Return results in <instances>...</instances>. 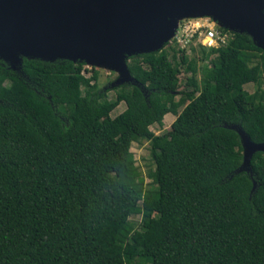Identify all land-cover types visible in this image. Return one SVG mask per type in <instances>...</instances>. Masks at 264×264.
<instances>
[{
    "label": "trees",
    "instance_id": "trees-1",
    "mask_svg": "<svg viewBox=\"0 0 264 264\" xmlns=\"http://www.w3.org/2000/svg\"><path fill=\"white\" fill-rule=\"evenodd\" d=\"M216 28L227 42L201 47L200 66L175 46L129 57L137 84L100 87L84 63L0 61V264H264V153L235 173L230 128L264 142V52ZM141 141L148 183L130 150Z\"/></svg>",
    "mask_w": 264,
    "mask_h": 264
},
{
    "label": "water",
    "instance_id": "water-1",
    "mask_svg": "<svg viewBox=\"0 0 264 264\" xmlns=\"http://www.w3.org/2000/svg\"><path fill=\"white\" fill-rule=\"evenodd\" d=\"M197 18L248 35L264 52V0H0V61L14 71L23 59L84 63L116 72L112 87L137 84L129 57L161 50L180 21ZM230 128L242 146L235 173L251 174L252 156L264 153V142H252L238 125Z\"/></svg>",
    "mask_w": 264,
    "mask_h": 264
},
{
    "label": "rangeland",
    "instance_id": "rangeland-1",
    "mask_svg": "<svg viewBox=\"0 0 264 264\" xmlns=\"http://www.w3.org/2000/svg\"><path fill=\"white\" fill-rule=\"evenodd\" d=\"M207 19H209V18H207ZM174 46L175 45L173 44V42L171 40L168 42V44L166 43L163 47L167 51V54H168V56H170V58L172 57V50L170 49V47H174ZM201 47L205 50L208 49L207 46H202L200 44L192 45L190 49H183L185 54L189 58H195L197 60L199 66L201 65V60L199 59V57L201 55V50H200ZM175 48L177 49L176 46H175ZM192 48H194L195 50L192 51ZM85 67L87 69L91 68L90 66H86V65H85ZM84 74L87 76L89 73L85 72ZM189 76H191V72H186V71L182 72L179 75V82H180V88L179 89L180 90L185 87L186 77H189ZM117 77H118V75L114 71H110L107 69H98V80L97 81H98V85L100 87H104L110 81L114 82L117 79ZM196 78L199 80V82L201 81V75H200L199 71H197ZM244 88H245V90H247L250 93L253 92V90H254V87L252 84L245 85ZM108 98H111V99L114 98V91L108 92ZM124 109H125V106L123 103H121L111 113V116L113 117V116L120 114ZM174 119H175L174 115L167 114L163 118L162 125L154 124L153 126L150 127V129L155 135L163 134L169 130L170 125L172 124ZM130 150L134 155L135 164L137 165L138 169L141 171V173L145 177V181L148 183L150 181V178L148 177L149 173L153 170V167H154L153 162H152L150 155H149V143L147 141L134 142V143H132ZM133 221L135 223H139L140 216L134 217Z\"/></svg>",
    "mask_w": 264,
    "mask_h": 264
},
{
    "label": "built area",
    "instance_id": "built-area-1",
    "mask_svg": "<svg viewBox=\"0 0 264 264\" xmlns=\"http://www.w3.org/2000/svg\"><path fill=\"white\" fill-rule=\"evenodd\" d=\"M210 19H185L179 22L172 42L179 49H190L200 44L208 48H217L227 42V35L217 30Z\"/></svg>",
    "mask_w": 264,
    "mask_h": 264
}]
</instances>
